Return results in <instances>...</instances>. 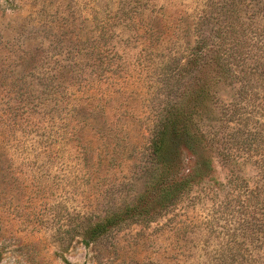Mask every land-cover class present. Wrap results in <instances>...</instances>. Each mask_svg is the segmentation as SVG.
<instances>
[{
	"label": "rangeland",
	"instance_id": "rangeland-1",
	"mask_svg": "<svg viewBox=\"0 0 264 264\" xmlns=\"http://www.w3.org/2000/svg\"><path fill=\"white\" fill-rule=\"evenodd\" d=\"M205 2L209 0H0V163L5 167L0 168V264H235V228L244 213L235 185L227 181L233 166L218 158L191 194L152 223L132 224L89 244L73 229L78 214L121 204L130 186L142 190L138 178L150 111L161 100L160 63L174 42L192 38L195 12ZM260 2L264 9V0ZM63 28H74L82 39L108 31L110 39L99 44L105 42L115 55L104 71L99 65L94 71L91 66L64 69L66 86L57 87L58 99L66 88L82 101L103 96L107 119L97 115L93 129L84 128L90 145L82 142L77 151L75 141L53 153L50 164L55 167L48 170L44 130L55 100L42 98L41 73L35 76L31 63L43 71L41 62L50 58L76 66L75 61L85 62L80 56L72 59L64 47L70 37L58 41L55 32ZM155 31L161 36L159 46L149 45ZM213 92L221 100L204 106V129L221 126L226 134L237 123L231 119L235 107L227 106L238 99L235 88L221 82ZM20 97L33 99V107L23 112ZM60 102L58 108L64 107ZM67 114L69 108L62 116ZM239 122L243 126L246 120ZM256 122L254 114L249 126ZM117 132L118 138H100ZM88 145L95 149L90 166L81 152ZM101 149L114 152L110 166L98 164ZM245 172H257L253 161ZM49 178L51 189L45 185Z\"/></svg>",
	"mask_w": 264,
	"mask_h": 264
},
{
	"label": "trees",
	"instance_id": "trees-1",
	"mask_svg": "<svg viewBox=\"0 0 264 264\" xmlns=\"http://www.w3.org/2000/svg\"><path fill=\"white\" fill-rule=\"evenodd\" d=\"M260 3V0H209L195 12L190 32L192 38L187 36L182 43L170 45L157 76L161 100L157 108L150 111L149 140L141 155L138 179H143L142 190L135 192L130 186L121 204L100 213L78 214L73 229L76 235L83 236L86 244L132 224H149L158 220L211 174L215 158H218L224 166H233L227 181L235 185V196L242 205L241 213H244L235 228L239 233L235 232V256L232 259L235 264H264V250L261 251L264 247V9L260 8ZM157 33H151L152 43L149 45L159 46L161 36ZM55 34L60 43L70 37L64 47L74 55L72 59L80 56L85 62L75 61L76 66L62 58L52 63L50 58L48 62H41L43 71L35 61L31 63L35 70L33 74L41 73L37 77L45 88V97L42 98L46 103L55 100L49 105L44 130L47 158L43 164L48 170L55 167L50 164L56 158L53 153H59L68 143L75 141L79 151L78 146L88 138L84 128L93 129L97 115L107 119L104 104L108 101L103 96L94 97V101H82L75 90L66 88L65 96L58 99L57 87L66 84L64 69L68 67L76 71L91 66L94 71V66L99 65L104 71L110 65L109 57L115 55L104 47L105 42L99 44L110 39L108 31L86 39H82L79 33L77 35L74 28H63ZM73 34L74 38H71ZM153 36L157 42L153 41ZM40 50L43 54V49ZM221 82L233 86L238 98L227 104L235 107L231 119L237 123L235 130L226 134L221 126L218 130H206L202 122L204 106L221 100L213 92L214 86ZM32 100L20 97V103L25 102L23 112L27 107H33L30 105ZM59 102L65 106L58 108ZM68 108L71 114L62 116ZM254 114L257 122L249 126V119ZM240 119L246 120L243 126ZM120 134H105L100 138H118ZM221 136L225 138L222 141ZM88 146L81 152L87 155L85 161L90 166L94 164L95 149ZM101 150L105 154L102 151L98 154V164L110 166L116 157L114 152L110 154ZM252 161L257 168L254 175L245 172V166ZM0 168L5 167L0 163ZM45 185L50 189L53 187L50 178Z\"/></svg>",
	"mask_w": 264,
	"mask_h": 264
}]
</instances>
